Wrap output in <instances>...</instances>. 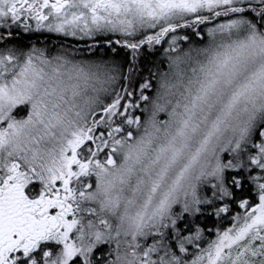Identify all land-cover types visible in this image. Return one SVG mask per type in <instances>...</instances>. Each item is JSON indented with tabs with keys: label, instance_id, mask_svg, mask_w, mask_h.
Instances as JSON below:
<instances>
[{
	"label": "snow or ice",
	"instance_id": "1",
	"mask_svg": "<svg viewBox=\"0 0 264 264\" xmlns=\"http://www.w3.org/2000/svg\"><path fill=\"white\" fill-rule=\"evenodd\" d=\"M0 264H264V0H0Z\"/></svg>",
	"mask_w": 264,
	"mask_h": 264
}]
</instances>
